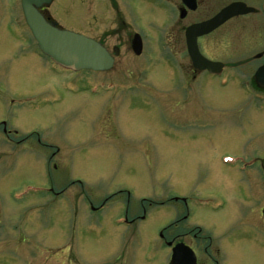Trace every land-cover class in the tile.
I'll use <instances>...</instances> for the list:
<instances>
[{
  "label": "rangeland",
  "instance_id": "374dc122",
  "mask_svg": "<svg viewBox=\"0 0 264 264\" xmlns=\"http://www.w3.org/2000/svg\"><path fill=\"white\" fill-rule=\"evenodd\" d=\"M117 2L89 5L83 15L99 12L96 23L57 14L118 48L113 69L74 74L35 53L20 0H0V123L33 140L29 148L0 136V264H163L171 251L158 233L174 220L173 205L185 215L182 199L190 223L214 235L210 258L203 241L184 239L200 264H217L219 238L223 264H264V112L250 110L264 96L245 93L249 79L231 77L230 68L198 77L188 95L180 69L157 60L134 79L142 64L127 60V19L115 10L127 12V0ZM135 16L154 39L155 20ZM14 17L21 24L12 27ZM136 82L141 88L127 92ZM240 155L259 156V173L238 172ZM49 186L65 193L55 199ZM127 205L130 218L149 210L146 220L127 228ZM173 231L163 234L172 239Z\"/></svg>",
  "mask_w": 264,
  "mask_h": 264
},
{
  "label": "flooded vegetation",
  "instance_id": "af4514ba",
  "mask_svg": "<svg viewBox=\"0 0 264 264\" xmlns=\"http://www.w3.org/2000/svg\"><path fill=\"white\" fill-rule=\"evenodd\" d=\"M18 1L19 0H16V3H18ZM107 1L108 0H51L49 3L43 4L39 10L43 13L47 20L57 23L58 27L82 33L79 31L82 28L69 25L68 23L62 21L57 14L59 13L63 18L68 19L79 18L82 23H88L89 21L96 23L99 12L95 14L92 20H89V18L87 19L84 17V11H86L89 5L92 4L96 9H99L101 6H103L101 9L105 8V6L107 8ZM109 2L114 4L115 7L118 3L117 0H109ZM236 2L245 4L247 7L251 8V10L225 20L223 23L207 33L199 34L196 40L198 50L201 55L210 61L223 63L222 73L215 75L211 74L208 70H201L197 68L188 50L187 30L190 28H198L199 31L207 30L209 26L206 25V23L217 17L227 6ZM136 4L139 5L137 6L139 10H136ZM115 10H117L116 16L118 17V20H120L121 17L127 19V60L132 59L133 61L131 63L137 62L136 67L141 66L140 63L142 64L140 70L136 73L137 78L134 79L138 80V78L142 75L141 73L145 75L149 74L146 68L151 67L152 69L151 61L157 60L159 62H163L167 68H171L172 70L175 68L180 69L179 75H182L183 83L185 84L183 87L184 94L188 95L190 92H193L192 90L194 88L191 87V85L198 77L204 75L221 77L225 73V70L230 68V70H228V74H230L231 77L237 78L238 75H242L249 79L247 81H242V88L245 93H253L255 95L264 96V70H261L264 69V0H127V12L124 10L121 14L120 8H116ZM244 10H246V7H244ZM144 13L146 16V19L144 18L145 21L147 18L155 20L156 33L154 39L148 38V31H146V28H144V26H140L137 22L138 18L135 14L142 15L144 17ZM101 15L98 17L96 26L101 25L102 21H104V13L101 12ZM83 17L85 20H83ZM6 23H10L12 27L16 24H21L15 17L13 19L11 18ZM24 24V26L27 27L26 23ZM28 31L30 35H27L30 37L28 41L34 45L35 53L39 57H42L46 63H50L56 67L57 65H55L48 56L36 48L37 43L29 29ZM83 34L87 35L84 32ZM116 36L118 37L117 40L120 42L121 36H119L118 33H116ZM93 38L108 48V43L105 42L103 37L100 36V38H98L93 36ZM137 44L138 46L135 48L134 46ZM108 50L114 57L115 65V55L118 54V48L116 47L114 51H111L109 48ZM138 51L140 53H137ZM228 53L231 57L236 58V61H234L235 64L229 65L222 61V57H226ZM144 63H147V66H145ZM174 72L175 71H171V75H173ZM187 79L188 81H186ZM140 88V86L127 87V92L138 90ZM154 89L163 90L158 86ZM172 94L174 93L172 92ZM158 98L159 97L157 96L156 99L158 100ZM252 106H254L250 109L252 112H264V105L253 104ZM16 133V130L8 128L7 123H0V136H2L3 141H5L4 143H10L14 146H19L21 144L24 146L26 144H30L29 148L32 146L31 144L33 143V140L30 139L31 135L18 138ZM31 134L36 135L38 133ZM43 142L49 143L50 141L46 140ZM27 152H29V150ZM31 152L33 153L32 150ZM248 159L250 161L247 162L244 157L241 155L238 156V160L241 161V165L237 167L238 172L244 173L252 169L259 173L260 167L258 162L261 158L259 156H254L252 159ZM263 162L264 160L262 163ZM257 176L259 175L257 174ZM253 177L254 176L252 174V178ZM257 185L260 187L259 183H257ZM262 185H264V180ZM47 191L50 192V196L53 194L55 199L65 193L62 190L55 191V188L51 186L48 187ZM143 200H141V202H144ZM107 201L105 200L99 208H103ZM181 201L184 204L183 209L185 210V215L181 216L182 205H171L172 208L176 210V215L172 222L159 231V238L161 239L163 246L170 249L171 255L172 250L176 245H186L195 253V264H200L201 259L199 257V252L195 247H192L184 242V239L191 236L192 239H198L199 242L203 241L205 245L203 254L209 256L208 252L212 248L214 235L209 232L208 229L199 225L194 226L196 225L195 223H190L188 219L191 217V211L188 208V203L185 199H182ZM162 205H165L164 202L158 206H151L150 209L160 207ZM140 209H142V204H140L135 211ZM129 210L130 205H127L126 213L123 215L127 228H132L138 222L146 220L149 211L144 209L142 215H139L136 218H130L129 213L132 211L130 210L129 212ZM261 212L264 215L263 208L261 209ZM186 220L189 221L190 224H187ZM165 229L174 230L173 232H175V235L174 237H171L172 239L165 237L163 234ZM195 231L196 234L193 233ZM225 232L226 231H224L223 234ZM240 238L242 237H237V239ZM248 239L250 238L248 237ZM219 242L220 243L217 242V246H215L216 255H219V259L217 258L219 260L217 264H223L225 255L223 253V249L220 248L221 244H223V240L219 238ZM171 255L168 262L163 264H170ZM204 264H208V261H205Z\"/></svg>",
  "mask_w": 264,
  "mask_h": 264
},
{
  "label": "water",
  "instance_id": "95a60500",
  "mask_svg": "<svg viewBox=\"0 0 264 264\" xmlns=\"http://www.w3.org/2000/svg\"><path fill=\"white\" fill-rule=\"evenodd\" d=\"M22 9L33 36L39 43L41 50L49 55L56 63L78 71L92 69L105 71L111 69L113 57L99 42L82 34L60 29L56 23L48 22L38 11L44 2L49 0H21ZM246 7V10H244ZM251 10L243 3H233L226 7L217 17L206 23L209 28L196 32L194 28L188 29L187 40L189 53L195 65L201 69L217 71L221 63H214L204 58L197 47V36L211 31L225 20ZM262 71L264 69H261ZM194 252L184 244L173 248L171 264H195Z\"/></svg>",
  "mask_w": 264,
  "mask_h": 264
},
{
  "label": "bare ground",
  "instance_id": "6f19581e",
  "mask_svg": "<svg viewBox=\"0 0 264 264\" xmlns=\"http://www.w3.org/2000/svg\"><path fill=\"white\" fill-rule=\"evenodd\" d=\"M113 67H114V65H113Z\"/></svg>",
  "mask_w": 264,
  "mask_h": 264
}]
</instances>
